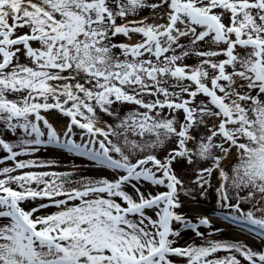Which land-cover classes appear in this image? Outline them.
Masks as SVG:
<instances>
[{
    "label": "snow or ice",
    "instance_id": "snow-or-ice-1",
    "mask_svg": "<svg viewBox=\"0 0 264 264\" xmlns=\"http://www.w3.org/2000/svg\"><path fill=\"white\" fill-rule=\"evenodd\" d=\"M0 264H264V0H0Z\"/></svg>",
    "mask_w": 264,
    "mask_h": 264
},
{
    "label": "rangeland",
    "instance_id": "rangeland-1",
    "mask_svg": "<svg viewBox=\"0 0 264 264\" xmlns=\"http://www.w3.org/2000/svg\"><path fill=\"white\" fill-rule=\"evenodd\" d=\"M46 155H51V153H46Z\"/></svg>",
    "mask_w": 264,
    "mask_h": 264
}]
</instances>
